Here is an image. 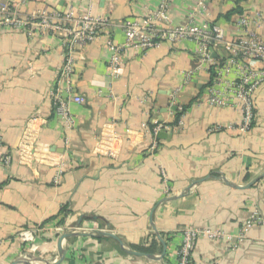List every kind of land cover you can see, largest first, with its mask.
I'll return each mask as SVG.
<instances>
[{
    "label": "crops",
    "instance_id": "0c3cea01",
    "mask_svg": "<svg viewBox=\"0 0 264 264\" xmlns=\"http://www.w3.org/2000/svg\"><path fill=\"white\" fill-rule=\"evenodd\" d=\"M1 3H14L23 14L48 9L80 15L91 10L107 17L110 26L99 40L76 49L72 86L86 102L69 104L75 117L70 129L52 113L50 100L65 38L53 31L30 37L24 27L0 25V264L25 254L54 261L61 235L81 218V227L111 231L130 247L149 248L156 242L155 252L148 254L163 253L161 237L166 255L139 257L112 238L82 236L67 239L62 264H145L139 258L177 264L187 227L226 235L199 238L190 264H264V83L255 93L254 126L243 133L235 108L201 103L211 64L188 78L198 64L194 43L164 42L145 53L129 49L122 54L120 76H110L105 40L122 44L121 23L145 19L160 0ZM196 3L172 0V24L187 23ZM243 15L251 19L249 30L264 40V0L212 2L208 15L196 20L216 23L234 40L242 35L237 22ZM179 108L181 124L173 113ZM36 113L47 123L30 167L19 162L17 145ZM154 121L172 126L155 148L154 137L142 127ZM7 155L12 157L9 165L2 161ZM60 166L65 172L56 184ZM254 213L263 222L240 239ZM23 231L34 232V240L24 241Z\"/></svg>",
    "mask_w": 264,
    "mask_h": 264
},
{
    "label": "built area",
    "instance_id": "2783aa9c",
    "mask_svg": "<svg viewBox=\"0 0 264 264\" xmlns=\"http://www.w3.org/2000/svg\"><path fill=\"white\" fill-rule=\"evenodd\" d=\"M171 1L160 0L159 6L149 11L143 20L127 19L122 22L121 27L125 34V41L122 44L115 43L111 38L105 40V45L110 50L108 66L110 76L114 79L120 76L122 54L129 49L136 48L145 53L164 42L178 44L189 41L194 43V56L198 64L196 69L187 74L188 78L201 66L208 64H211L209 66L211 75L214 74L200 100L201 103L235 108L242 116L240 131L249 132L256 119L255 93L264 83V40L249 30L251 19L246 15L240 17L237 22L242 35L234 40L227 39L224 29L212 21L197 22V16L208 15L210 3L227 0H197L189 15V20L181 25H173L171 22ZM257 17L262 19L261 14ZM1 24L24 27L30 37L36 36L38 32L53 31L65 38L62 66L50 92V100L52 113L62 118L67 127L72 129L75 125V117L69 104L86 102L85 97L76 94L72 86L76 49L99 40L102 37V31L110 26V20L105 16L94 14L91 10L80 15H76L73 10L59 13L48 9L23 14L14 3H1ZM213 52L216 57L212 55ZM182 111L183 108L177 110V112ZM177 112L173 111L174 114ZM46 123L47 119L39 113L34 114L28 120L17 145L18 160L21 164L30 167L34 165L36 143ZM142 127L154 137L153 148L157 145L159 132L172 130V126L158 121H154L152 126L143 123ZM66 142L68 143V139ZM108 153L113 155L114 151L109 149ZM2 161L5 165H9L12 157L7 155L2 158ZM64 172V166H60L54 180L56 184L60 183ZM161 173L166 179L165 171L162 170ZM262 222L258 213L252 214L242 227L240 239H243L254 225ZM81 228L86 231L90 230ZM20 236L24 241H33L35 237L32 231H23ZM225 236L218 230L187 227L183 230V241L177 253V264H190L195 243L199 238L214 240Z\"/></svg>",
    "mask_w": 264,
    "mask_h": 264
},
{
    "label": "water",
    "instance_id": "95a60500",
    "mask_svg": "<svg viewBox=\"0 0 264 264\" xmlns=\"http://www.w3.org/2000/svg\"><path fill=\"white\" fill-rule=\"evenodd\" d=\"M212 55L214 57L216 56V54L214 52L212 53ZM167 136H168V132H166V131H161L157 134L158 139L166 138ZM258 179H255L254 181H252L245 188L251 187L253 184H255L258 181ZM81 222H82V218L78 221V223L76 224V227L65 231L61 235V237L58 241V257L54 261H48V260H45V259H42L39 257H29L28 255L25 254V255L19 256L17 259H15L13 262H11V264H34L35 262L40 263V264H62L66 258L65 243H66L67 239L72 238V237H82V236L99 237V238L100 237L112 238V239L116 240L121 245L122 249L125 252H127L131 255L139 256V257H150L153 259H163L166 255L167 244L160 236L159 237L161 239V242L163 243V253L161 255L142 253V252H139V251L132 249L117 234H115L111 231H103V230H88V231H86V230H83L81 228ZM155 230H156V228H155Z\"/></svg>",
    "mask_w": 264,
    "mask_h": 264
},
{
    "label": "trees",
    "instance_id": "16d2710c",
    "mask_svg": "<svg viewBox=\"0 0 264 264\" xmlns=\"http://www.w3.org/2000/svg\"><path fill=\"white\" fill-rule=\"evenodd\" d=\"M212 73H213V69H212ZM213 75H211V78H213ZM212 81V79H211ZM211 81L209 83H211ZM182 113L181 112H177V115H176V120L175 122H178L180 117H181ZM62 223V222H60ZM156 242H154L151 247L147 248V247H138V246H134L132 245L131 247L136 250V251H139V252H142V253H154L155 252V248H156Z\"/></svg>",
    "mask_w": 264,
    "mask_h": 264
},
{
    "label": "rangeland",
    "instance_id": "374dc122",
    "mask_svg": "<svg viewBox=\"0 0 264 264\" xmlns=\"http://www.w3.org/2000/svg\"><path fill=\"white\" fill-rule=\"evenodd\" d=\"M138 261H139L140 263L143 261L145 264H155V263L150 262L149 260H147V259H143V258H139ZM143 262H142V263H143Z\"/></svg>",
    "mask_w": 264,
    "mask_h": 264
}]
</instances>
